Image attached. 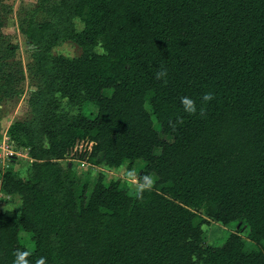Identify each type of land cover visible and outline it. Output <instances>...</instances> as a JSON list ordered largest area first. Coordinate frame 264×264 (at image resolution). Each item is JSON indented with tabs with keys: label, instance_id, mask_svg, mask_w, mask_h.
<instances>
[{
	"label": "trees",
	"instance_id": "16d2710c",
	"mask_svg": "<svg viewBox=\"0 0 264 264\" xmlns=\"http://www.w3.org/2000/svg\"><path fill=\"white\" fill-rule=\"evenodd\" d=\"M25 15L18 28L34 46L40 82L20 129L28 178L3 176L19 212L0 211V264L27 250L20 232L30 264L41 256L46 264H264L235 234L201 245L206 221L197 215L240 224L264 246V0H38ZM60 41L81 55L48 54ZM13 49L0 33L5 98L22 80L6 61ZM209 92L214 99L202 102ZM185 96L195 115L184 111ZM83 139L89 164L130 171L141 160L139 177L150 174L153 189L137 199L101 173L88 184L62 168Z\"/></svg>",
	"mask_w": 264,
	"mask_h": 264
},
{
	"label": "rangeland",
	"instance_id": "374dc122",
	"mask_svg": "<svg viewBox=\"0 0 264 264\" xmlns=\"http://www.w3.org/2000/svg\"><path fill=\"white\" fill-rule=\"evenodd\" d=\"M54 1V0H51ZM38 0H0V20L2 25L0 33L3 38L14 46L12 53L6 59L8 62H14L13 69L20 67L22 70V80L10 82L9 84L15 88L11 98L1 97L2 85L5 82V71L0 70V211H9L13 218H17L19 212V197L6 185L4 174H10L14 179L27 180L30 170L31 160L26 156L25 138L20 135L21 124L30 120L31 113L28 106L30 93L34 92L40 80L35 74V70L30 68L32 63V51L27 49L29 42L19 32L18 24L26 18L25 13L36 8ZM48 6V5H47ZM52 56L64 58H77L81 55V49L70 41H60L49 48ZM2 63L0 62V65ZM18 64V65H17ZM0 69L2 67L0 66ZM85 112L93 115L95 108L88 106ZM153 128L158 131V125L153 121ZM19 133L10 138L9 132ZM92 144L86 140H77L64 157L59 160L62 168L67 166L75 173L76 177L81 181L91 184L96 175L101 173L104 175L105 183L107 181H118L119 184L128 190L135 191L134 184L127 177L125 165L118 169H108L106 167L91 165L88 163V155L91 151ZM158 153V149L154 150V154ZM143 166V162L138 160L134 163L131 172L135 174V178H139V172ZM90 186L87 190L89 192ZM206 222L201 226V245L220 246L223 241L231 234L239 236L246 246H253L264 254V246L253 244L245 238L244 229L240 224L220 225L208 220L202 212H197ZM19 236L23 240L24 247L31 249V244L25 238L27 235L20 232Z\"/></svg>",
	"mask_w": 264,
	"mask_h": 264
},
{
	"label": "clouds",
	"instance_id": "9594fccd",
	"mask_svg": "<svg viewBox=\"0 0 264 264\" xmlns=\"http://www.w3.org/2000/svg\"><path fill=\"white\" fill-rule=\"evenodd\" d=\"M166 76H167L166 70L158 71L155 74V78L157 80H161ZM164 82L167 83L166 80ZM212 99H214V96L210 92L205 93L201 97V100L204 103H207V102L211 101ZM180 100H181V105L187 114L195 115L197 113V111H198L197 105H196V102L192 98L185 96V97H181ZM199 114L201 116L204 115V109L203 108L199 109ZM176 123L182 124L183 119L178 118ZM170 126L175 127V124H172L170 122ZM127 177L134 184L135 196L137 199H143L144 192L145 191H151L154 187V184H155V181L150 174H146L142 177L135 178V174L133 172L129 171L127 173ZM31 255H32L31 251H28V250L22 251V250L18 249L14 252L15 259L13 261V264H30L28 257ZM35 264H46V257L41 256L39 259H37L35 261Z\"/></svg>",
	"mask_w": 264,
	"mask_h": 264
},
{
	"label": "water",
	"instance_id": "95a60500",
	"mask_svg": "<svg viewBox=\"0 0 264 264\" xmlns=\"http://www.w3.org/2000/svg\"><path fill=\"white\" fill-rule=\"evenodd\" d=\"M27 49L31 51V50L34 49V46H32V45H27Z\"/></svg>",
	"mask_w": 264,
	"mask_h": 264
}]
</instances>
